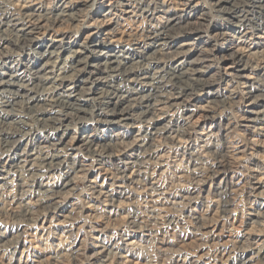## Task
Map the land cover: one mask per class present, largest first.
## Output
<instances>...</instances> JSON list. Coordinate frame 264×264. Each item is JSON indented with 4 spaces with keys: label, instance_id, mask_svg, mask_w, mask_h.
Returning a JSON list of instances; mask_svg holds the SVG:
<instances>
[{
    "label": "clouds",
    "instance_id": "1",
    "mask_svg": "<svg viewBox=\"0 0 264 264\" xmlns=\"http://www.w3.org/2000/svg\"><path fill=\"white\" fill-rule=\"evenodd\" d=\"M261 198L264 0H0V264H264Z\"/></svg>",
    "mask_w": 264,
    "mask_h": 264
},
{
    "label": "rangeland",
    "instance_id": "2",
    "mask_svg": "<svg viewBox=\"0 0 264 264\" xmlns=\"http://www.w3.org/2000/svg\"><path fill=\"white\" fill-rule=\"evenodd\" d=\"M58 32H59V30H58ZM185 43L187 44V43H191V41H185ZM201 123H202V121H201ZM262 200H264V198H261Z\"/></svg>",
    "mask_w": 264,
    "mask_h": 264
},
{
    "label": "bare ground",
    "instance_id": "3",
    "mask_svg": "<svg viewBox=\"0 0 264 264\" xmlns=\"http://www.w3.org/2000/svg\"><path fill=\"white\" fill-rule=\"evenodd\" d=\"M254 114V113H253Z\"/></svg>",
    "mask_w": 264,
    "mask_h": 264
}]
</instances>
